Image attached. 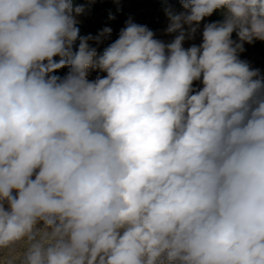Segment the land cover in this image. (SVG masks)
<instances>
[{
  "label": "clouds",
  "instance_id": "obj_1",
  "mask_svg": "<svg viewBox=\"0 0 264 264\" xmlns=\"http://www.w3.org/2000/svg\"><path fill=\"white\" fill-rule=\"evenodd\" d=\"M180 3L171 42L129 20L98 54L82 5L0 0L4 264H264V75L238 55L264 0Z\"/></svg>",
  "mask_w": 264,
  "mask_h": 264
},
{
  "label": "rangeland",
  "instance_id": "obj_2",
  "mask_svg": "<svg viewBox=\"0 0 264 264\" xmlns=\"http://www.w3.org/2000/svg\"><path fill=\"white\" fill-rule=\"evenodd\" d=\"M109 6L120 10L126 15L128 20H131L133 23L147 26L148 29L152 30L155 34V38L163 41L164 43L171 42L176 33L166 34V28L169 25V19L166 14V9H154L151 7H146L139 0H100ZM73 7H77L75 0H72ZM218 16H208L205 17L199 24L197 32L190 39L186 38L183 42V47L185 49L191 47L193 44L199 46L203 42V28L207 23L222 21L224 18V10L220 9ZM75 15V14H74ZM75 19L78 21L77 27L80 29V36H87L91 34L92 36H96L100 31L105 27H109L112 29V33L107 38L103 39L100 44H97L95 41H89V45L91 47L97 48L98 54H102L103 50L108 47L111 43L115 42L116 39L119 38L120 30L124 27L118 25H106L103 24L100 20H96L93 18L89 12L84 9V11L75 15ZM187 29V26H185ZM233 40H238L235 32L232 34ZM79 45V39L74 43L73 50H77ZM244 51L239 53V58L241 60H245L249 63L250 67L253 69H259L261 75H264V41H255L252 44L245 43ZM60 59L59 56L54 57V60L58 61ZM69 67L65 66L61 69L56 70L54 75H57L61 78L65 77L69 72ZM106 72H102L98 69L89 70L88 79L95 80L97 76L101 78L106 76ZM203 85L201 81H194L193 88L199 90ZM42 226V225H41ZM23 251V245H16L14 248L10 250H0V264H4L7 259H11L12 255L17 252ZM14 264H20V260H16Z\"/></svg>",
  "mask_w": 264,
  "mask_h": 264
},
{
  "label": "trees",
  "instance_id": "obj_3",
  "mask_svg": "<svg viewBox=\"0 0 264 264\" xmlns=\"http://www.w3.org/2000/svg\"><path fill=\"white\" fill-rule=\"evenodd\" d=\"M77 6H83L89 14L95 18L96 20H100L103 24L106 25H118L125 27L126 22L129 21L118 9H115L108 4L100 1V0H75ZM146 7H151L154 9H171L174 12H182L185 9L182 7L180 0H139ZM219 10L213 12L211 16H218ZM110 17H114L111 19Z\"/></svg>",
  "mask_w": 264,
  "mask_h": 264
}]
</instances>
